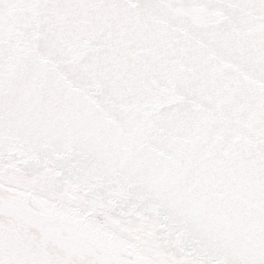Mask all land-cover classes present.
Returning a JSON list of instances; mask_svg holds the SVG:
<instances>
[{"label": "snow or ice", "instance_id": "6c2138e0", "mask_svg": "<svg viewBox=\"0 0 264 264\" xmlns=\"http://www.w3.org/2000/svg\"><path fill=\"white\" fill-rule=\"evenodd\" d=\"M0 264H264V0H0Z\"/></svg>", "mask_w": 264, "mask_h": 264}]
</instances>
